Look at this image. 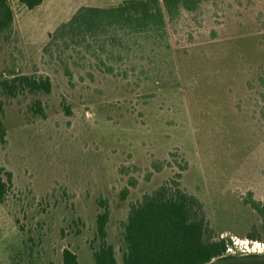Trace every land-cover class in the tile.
<instances>
[{
	"label": "rangeland",
	"instance_id": "rangeland-1",
	"mask_svg": "<svg viewBox=\"0 0 264 264\" xmlns=\"http://www.w3.org/2000/svg\"><path fill=\"white\" fill-rule=\"evenodd\" d=\"M123 1L44 0L29 9L8 0L14 22L0 35V76L49 75L52 90L4 98L0 171L12 180L0 203V264H62L66 247L96 264L100 198L121 261L131 205L171 177L181 157L182 186L201 199L215 235L232 239L228 251L264 252L240 245L260 221L247 201L264 203V0L183 10L167 22L160 54L131 41L127 53L108 42L109 53L97 44L47 48L80 6Z\"/></svg>",
	"mask_w": 264,
	"mask_h": 264
},
{
	"label": "trees",
	"instance_id": "trees-1",
	"mask_svg": "<svg viewBox=\"0 0 264 264\" xmlns=\"http://www.w3.org/2000/svg\"><path fill=\"white\" fill-rule=\"evenodd\" d=\"M33 9L44 0H19ZM206 0H125L115 6H80L69 20L61 24L53 34L50 46H79L89 50L97 44V50L109 53L110 46H121L125 53L135 45L142 54L151 49L157 54L167 48V22L175 21L184 10L194 12ZM14 14L8 0H0V35L6 38L13 29ZM46 49V48H45ZM111 55L115 53L110 52ZM264 86V76L260 77ZM52 80L49 75H27L9 70V76H0V145L7 141V129L2 121L4 98H14L26 92L50 93ZM38 111L43 112L39 101ZM178 170L161 185L145 192L141 199L132 204L124 225L127 249L118 260L114 246L108 243L107 225L110 207L106 198H100L102 211L97 214L99 247L93 256L96 264H264V252L240 254L229 252L233 241L228 236L215 235L204 204L196 195L182 186L183 172L188 162L181 157ZM159 172L162 166L152 165ZM10 171H0V203L7 200ZM136 180H130L134 187ZM129 193L122 190L121 198ZM259 216L258 227L246 236L264 242V203L253 198L247 201ZM62 264H81L78 256L66 247L62 252Z\"/></svg>",
	"mask_w": 264,
	"mask_h": 264
},
{
	"label": "built area",
	"instance_id": "built-area-1",
	"mask_svg": "<svg viewBox=\"0 0 264 264\" xmlns=\"http://www.w3.org/2000/svg\"><path fill=\"white\" fill-rule=\"evenodd\" d=\"M241 241L242 242L240 243V245L242 246L241 249L243 252L264 250V242H258V241L248 240V239L241 240ZM260 247H262V248H260Z\"/></svg>",
	"mask_w": 264,
	"mask_h": 264
}]
</instances>
